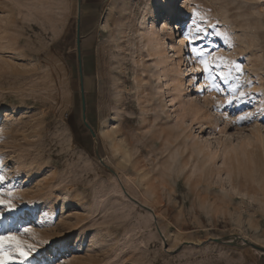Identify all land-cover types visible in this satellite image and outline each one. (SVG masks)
Returning <instances> with one entry per match:
<instances>
[{"label": "rangeland", "instance_id": "rangeland-1", "mask_svg": "<svg viewBox=\"0 0 264 264\" xmlns=\"http://www.w3.org/2000/svg\"><path fill=\"white\" fill-rule=\"evenodd\" d=\"M161 1L0 0L6 264H264V0H177L173 70Z\"/></svg>", "mask_w": 264, "mask_h": 264}, {"label": "bare ground", "instance_id": "bare-ground-1", "mask_svg": "<svg viewBox=\"0 0 264 264\" xmlns=\"http://www.w3.org/2000/svg\"><path fill=\"white\" fill-rule=\"evenodd\" d=\"M176 1L177 0H165L164 2L161 1L160 4L164 8L163 26L160 31L155 30L156 31L155 32L153 31V29H155V23H153L152 25V34H153L152 39H153L154 44L158 47H161L162 41L164 39L167 40V43L165 47L163 46L162 50L163 52H166L169 49V51L172 52V54L167 58V62L171 64V70L178 68V64L180 62L179 57L181 54L185 55L186 60L183 59L185 64H189L190 62V52L189 50L187 51L188 46L186 44L187 35L185 32H183L182 34L176 35L177 27L176 25H174V21L172 19V16L176 14L174 13V7L176 4ZM185 16H186V13L182 12V15H177L175 20L176 21L182 20L185 18ZM191 49H192V46H191ZM167 83L168 82L166 80L164 79L161 80L159 85L154 90L156 96L160 97L164 94Z\"/></svg>", "mask_w": 264, "mask_h": 264}, {"label": "snow or ice", "instance_id": "snow-or-ice-1", "mask_svg": "<svg viewBox=\"0 0 264 264\" xmlns=\"http://www.w3.org/2000/svg\"><path fill=\"white\" fill-rule=\"evenodd\" d=\"M195 51V50H194ZM198 55H203V52ZM216 60H222V57H214ZM201 64L204 65V71H208L210 65L203 59H201ZM219 66V65H217ZM246 118V117H242ZM0 204H8L9 209L11 210L13 205H11L8 201L0 199ZM25 232H28L29 229L25 228ZM12 246L14 247L15 253L18 254L21 260L27 259L31 252L35 251V247L33 245H27V250H25L24 242L16 235V234H6L0 236V264H6V259L11 258V254H7L4 252V246Z\"/></svg>", "mask_w": 264, "mask_h": 264}]
</instances>
